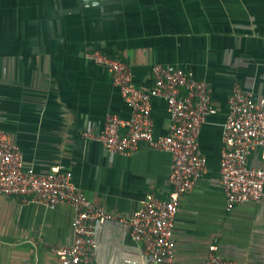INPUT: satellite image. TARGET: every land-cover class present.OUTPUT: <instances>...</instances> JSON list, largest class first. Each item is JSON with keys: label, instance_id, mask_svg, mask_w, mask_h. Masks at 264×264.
<instances>
[{"label": "crops", "instance_id": "1", "mask_svg": "<svg viewBox=\"0 0 264 264\" xmlns=\"http://www.w3.org/2000/svg\"><path fill=\"white\" fill-rule=\"evenodd\" d=\"M119 55L134 84H152L150 66L172 63L207 81L214 112L197 141L207 167L180 202L174 221L176 264H203L207 247L235 264H264V193L224 207L219 157L227 99L238 82L264 97V0H0V125L19 147L23 167L70 170L95 204L128 216L169 189V153L105 150L92 136L107 114L127 115L108 71L90 59ZM154 137L167 133L162 98L151 101ZM89 132L90 137H85ZM252 165L264 167L258 153ZM73 210L0 193V264H55L54 245L71 240ZM90 264H144L128 228L98 224Z\"/></svg>", "mask_w": 264, "mask_h": 264}, {"label": "built area", "instance_id": "2", "mask_svg": "<svg viewBox=\"0 0 264 264\" xmlns=\"http://www.w3.org/2000/svg\"><path fill=\"white\" fill-rule=\"evenodd\" d=\"M89 57L108 71L128 111L126 116L107 114L102 130L92 137L112 153L132 154L143 147L169 153L170 189L166 198L152 195L128 216L111 212L77 188L70 170L56 167L40 173L23 167L19 147L1 125L0 193L48 208L59 204L72 208L70 242L50 248L57 256L55 264H90L96 248L95 228L105 222L128 228L130 238L139 245L144 264H176L173 229L180 202L207 167L197 137L202 123L214 112L211 88L207 81L176 64L155 62L150 66L152 84L140 89L134 84L131 68L119 55L93 51ZM262 67L264 76V52ZM157 97L165 102L170 125L166 134L154 137L151 101ZM227 107L219 174L228 211L242 202L259 201L264 193V167L249 161L252 153L264 158V97L254 99L235 82ZM83 134L91 136L89 132ZM203 264L235 263L222 256L213 242L207 247Z\"/></svg>", "mask_w": 264, "mask_h": 264}]
</instances>
